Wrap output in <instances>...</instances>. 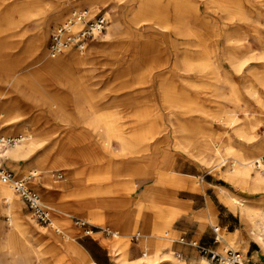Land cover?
<instances>
[{
    "label": "rangeland",
    "instance_id": "rangeland-1",
    "mask_svg": "<svg viewBox=\"0 0 264 264\" xmlns=\"http://www.w3.org/2000/svg\"><path fill=\"white\" fill-rule=\"evenodd\" d=\"M137 2L141 8H136ZM137 2L82 0L65 9L62 19L48 24L47 49L53 30L75 8L86 9L95 16L105 14L108 23L104 32L88 41L86 47H100L110 40L116 46L112 53L96 58L91 64V77L84 84L89 91L87 95L76 96L68 88H56L47 80L49 92L58 93L61 110L47 111L37 101L28 103L18 98L13 103L21 112L14 123L25 125L36 139L45 141L37 152L50 148L48 158L59 155L61 162L52 166L53 183L48 186L43 177L29 174L33 163L24 158L11 159L0 150V160L10 172L19 177L16 169L24 170L21 177H27L29 186L39 192L44 208L54 221L52 225L37 221L24 199L13 190L21 202L20 212L12 219L6 212H0V264H43V261L83 264L72 249H51L55 239L53 235H45L46 229L62 240H70L68 235L75 234L81 248L99 245L100 257L110 256L111 264L117 251L104 243L116 239L129 242L126 257L137 264H146L145 259L150 264H169L180 260L179 253L187 264H211L199 247L189 245L191 241H199L215 252L222 253L225 247L238 249L247 262L264 264V248L249 233L246 217L228 199V195L247 199L248 204L258 208L254 221L264 222V179H256L258 169L253 165L264 152L255 153L253 141H246L250 133L264 141V0ZM231 2L242 11L241 15L233 17L223 13L224 6ZM176 5L181 6V12L189 13L187 18L182 17L181 24L175 17H168L176 11ZM2 6L0 2V9ZM138 12L142 17L132 19ZM15 14L20 18L19 13ZM36 17L30 15L27 21L12 29L13 33L3 22L0 26V52L8 59L23 55L29 66L24 71L33 74L39 69L33 63V51L21 46L32 39L30 33L36 32ZM117 17H120L119 25H116ZM161 21L170 24L164 26ZM134 25L139 30L135 31ZM24 28L30 33L22 35ZM160 44L166 48L156 49L155 56L159 61L169 56L170 59L166 66L158 65L152 76L146 57L156 46L162 47ZM70 51L80 52L72 47L63 54ZM86 51L87 48L83 54ZM177 55H185L195 63L210 62L214 73L178 71ZM156 73L164 78L156 80ZM12 89L0 83V97L6 93L15 98ZM173 101L179 102L175 105ZM95 111L100 121L97 131L80 121L97 116ZM107 117L113 123L112 130L107 128ZM239 130L245 132L239 133ZM185 132L194 142L204 140L203 132L220 136L222 146L218 151L207 149L209 154L204 163L186 148ZM0 133L3 137L20 135L13 127L5 129L1 118ZM248 155L251 157L247 162L252 161L246 168L249 174L231 172L237 167L243 171L239 160ZM153 199L168 205L165 214L175 215L169 234L161 230L156 232L158 236L152 235L156 224L151 221L154 223L157 219L150 206ZM87 201L91 204L87 212L99 214L100 221L75 210L78 203ZM132 209L138 211V217ZM130 216L135 226L122 230L119 223ZM76 218L89 219L97 232L85 235L76 225ZM17 220L22 240L28 244L12 250L9 235ZM65 220H70L67 228ZM226 221L230 222L229 228ZM215 225L220 228L221 241L215 242L212 228ZM106 227L118 232L119 237L101 231L100 228ZM136 235L139 239L133 240ZM182 236L184 243L180 242ZM136 243L140 249L134 252ZM38 247L44 251L43 256L37 253ZM166 251L171 257L166 256Z\"/></svg>",
    "mask_w": 264,
    "mask_h": 264
},
{
    "label": "bare ground",
    "instance_id": "bare-ground-1",
    "mask_svg": "<svg viewBox=\"0 0 264 264\" xmlns=\"http://www.w3.org/2000/svg\"><path fill=\"white\" fill-rule=\"evenodd\" d=\"M82 0H57V1H50V0H0L4 6H2V9H0V26L2 25V22L10 26L11 33L14 30V28L19 27L21 23L28 20L30 15L37 16L35 18V21L37 23L36 32L30 33L27 32L26 29H22V35L27 34H33L32 39H28L25 43L22 44L21 47H23L25 50L33 51V63L34 65L38 66V70L36 73L25 72L24 70L29 69L28 60L25 59L23 55L19 56H10L8 59L4 56L3 52H0V83L5 84L7 86H12V92L15 94V98L13 95L4 94L0 97V118L2 119V124L5 129H12L15 128L17 131L20 132V135L15 138H19V140H16L12 144H7L5 142V139L7 137H3L5 135H2L0 137V150L2 149L4 152L3 154L11 159H19L24 158L27 161L34 164V167H31L28 169L29 174L33 175H39L45 179V183L50 186L53 181L51 177V169L52 166H55L56 163L61 162V156L55 155L52 158H48L49 153L51 149L44 150L42 153L41 151L37 152V148L40 145H43L45 141H41L39 139L35 138V135L33 133H29L27 131L26 126H19V124L14 123V120L16 117L21 115V112L16 109V106L13 105V103L18 99H24L28 103L33 102L38 104H41V106L44 108V110H50V111H57L62 109V103L59 99L58 93L51 94L49 92V81L50 83H53L56 88H68L70 91L75 92L76 96H81L84 94H89V91L86 90L84 84L85 80L89 79L91 77V71L92 66L91 64L93 61L98 58L102 57V55H106L113 52V49H115L116 44L113 40L106 41L105 44L102 43L100 47H94V46H87L86 54L80 53L77 54L74 51H70V53L67 54H59L57 56H52L49 52V49H47V42L49 38V31H48V24L52 20H60L63 18L64 10L69 8L71 5H78L79 2ZM132 2V4L136 3L137 0H129ZM214 1V0H213ZM230 2V1H228ZM212 3V2H211ZM138 2L135 5L136 8L138 7ZM211 6L213 4H210ZM230 6V7H229ZM225 11L223 13L232 15L233 17L236 15H241L242 11L239 8H236L233 3H228L227 6H224ZM132 9V8H131ZM134 9V8H133ZM175 12L168 16V17H175L176 21L181 24L182 17L187 18L189 13L181 12L183 10L181 6H177L175 8ZM185 10V9H184ZM74 11H82L80 9H74L71 12ZM90 18L95 17V15L88 11ZM217 12V11H216ZM15 13H19L20 18L16 17ZM71 13V14H72ZM140 12H138L137 17H132V19L141 18L142 16L139 15ZM141 14V13H140ZM126 15V14H125ZM68 17L66 18V20ZM65 20V21H66ZM34 21V22H35ZM64 21V22H65ZM116 25H119L120 23V17L116 18ZM140 23V21H138ZM161 23L164 26H168L170 22L161 21ZM177 23L176 25H178ZM138 24V23H137ZM135 26V25H134ZM137 26V25H136ZM135 31L139 28H136ZM82 28L81 23H74L70 26V30L73 33H78L80 29ZM13 29V30H12ZM141 30V29H140ZM115 33V31H114ZM113 33V34H114ZM164 38L162 39V42H164ZM161 45V44H160ZM162 46V45H161ZM72 47L66 48V52L71 50ZM158 48L165 49L166 47L162 46H156V48L153 50V53L148 55L149 58V66L150 70L149 73L153 74L156 72L158 65L163 67L167 64V59L170 57H165L166 60L159 61V58L155 56V51ZM64 51V52H65ZM170 59V58H169ZM7 62V63H6ZM175 63L178 65V71L182 72H204L205 70L209 72L210 74L214 73L213 64L210 62H198L195 63L194 61L191 62L188 60L187 56L183 55H177ZM25 68V69H24ZM25 72L23 73L22 70ZM157 73L155 74L156 77ZM94 76V75H93ZM154 76V74L152 75ZM22 84H25L26 87L22 86ZM264 85V83H262ZM38 95L40 97L38 98ZM91 95V94H90ZM96 95V94H95ZM133 102V101H132ZM139 102V101H138ZM179 101H173V104H177ZM135 103V102H134ZM77 111L81 113V108L77 106ZM96 112V111H95ZM97 113V112H96ZM98 115V113H97ZM94 116V115H93ZM85 117L80 120L81 122H90L91 117ZM72 122H75L73 119H69ZM92 121V120H91ZM78 122V121H77ZM88 125H94L92 122L88 123ZM19 126V128H16ZM245 132V130H239V133ZM188 132V130H186ZM184 133L183 137L185 138L186 142L188 143L186 148H188L190 151L193 152L194 155L198 157L202 162L207 163V158L209 151L207 149H214L215 151H218L219 147L222 146L220 144L221 137L217 135H212L211 133H201L202 137H204V140H201L200 142H194L192 137H190L189 133ZM182 135V134H181ZM250 138L246 139V141H253L254 144V152L255 153H263L264 152V141L261 140V137L259 135H255L250 133ZM209 138V139H208ZM225 138V136L223 137ZM214 141V144H210ZM222 143V142H221ZM62 148V147H61ZM207 152V153H206ZM264 155V154H263ZM262 155V156H263ZM3 156V155H2ZM261 156V157H262ZM250 155L241 157L242 160H239V163L244 167V170L242 171L238 167L232 168L231 172L236 171L237 173L248 175L246 168L252 165V161L247 162L248 159H250ZM256 158V159H260ZM255 159V160H256ZM237 162V161H236ZM253 165L254 161H253ZM256 172V179L263 180L264 179V166H261L257 168ZM17 174H19L21 177L22 171L21 169H16ZM80 182V181H79ZM58 186H61L59 184ZM229 203L240 209L242 216H246L250 222V234L255 237L259 243L264 248V222L259 221L258 223L255 220L256 215L259 214L258 208H256L254 205H250L247 203V199H243L237 196H229ZM0 205L1 209L0 212H6L7 215H9L10 219L14 217L19 216L20 212V206L21 202L17 196H15L13 189L8 183H4L0 180ZM91 204L87 202H80L75 207V210L79 213H83L85 216H91L97 219V221H100L101 216L95 212L88 213L87 210ZM135 216H139L138 211L135 209H132ZM136 211V212H135ZM48 212V211H47ZM49 213V212H48ZM156 214V212H155ZM131 217V218H130ZM129 218L127 217L122 221L120 224V227L122 230H127L128 228L134 227V223L132 222V216ZM156 221H151V223L154 225L158 222H160L161 217L158 218L156 215ZM158 220V222H157ZM70 220L64 221V227L67 228L69 225ZM54 221L51 219L52 225ZM155 230L152 235L156 236V232H161V230H165V232L168 234L169 230L164 227H158L154 226ZM220 230V229H219ZM57 232H60V229H56ZM64 232V231H63ZM45 235H53L55 239V243L51 245V249H56L60 247L59 249L70 251V249L74 250L77 254V257L83 262V264H96L89 256V254L86 252L85 249L79 247L76 243V237L75 234L68 235L66 232V235L71 237L66 238V240H62L60 236L54 234V232L49 231L46 229ZM58 234V233H57ZM119 237V233L116 232V235ZM137 236V235H136ZM135 237V236H134ZM137 240L139 239V236H137ZM22 233H21V225L17 220L16 225L14 226V229L12 230L11 234L9 235V242L11 245L12 250H15L17 246H21L23 248L26 247L28 243H26L24 240H22ZM133 239V238H132ZM221 240V236H217L216 241ZM59 242V244L57 243ZM104 245H108V247L116 252L115 255V261L114 264H137L136 262H133L129 259H127L126 254L129 253V242L127 240L122 239H116L113 241L106 240ZM225 251H227V247L223 248ZM39 256H43L45 253L42 252L40 248L38 247L36 249ZM224 251V252H225ZM222 252V253H224ZM35 254V253H34ZM148 255V253L145 254V256ZM166 256L171 257V254L166 251ZM181 256V253H180ZM180 256H178L180 258ZM148 257V256H147ZM150 257V256H149ZM146 264H150L149 259H145ZM43 264H48L47 262L43 261ZM169 264H187L185 259L180 258V260H172Z\"/></svg>",
    "mask_w": 264,
    "mask_h": 264
},
{
    "label": "built area",
    "instance_id": "built-area-1",
    "mask_svg": "<svg viewBox=\"0 0 264 264\" xmlns=\"http://www.w3.org/2000/svg\"><path fill=\"white\" fill-rule=\"evenodd\" d=\"M81 23L82 28L78 33H73L70 30V26L74 23ZM108 23L107 17L105 14H101L90 18L89 12L86 9L82 11H74L68 19L63 23L58 25L52 33L51 41L49 44V52L52 56H57L63 53L66 48L74 47L78 49L80 52L86 49V44L88 41L96 38L106 28ZM19 138L15 137H7L5 142L7 144H12ZM254 164L257 168L264 166V155L260 159L254 160ZM62 176L59 174V177ZM0 180L4 183H8L11 188L21 196L26 202L27 206L31 210L32 214H34L37 221L43 224H51V217L47 210L44 208L42 196H40L39 192L35 190L33 187L31 188L28 184L27 177H17L12 172H10L1 162L0 160ZM76 225L80 226L84 231L85 235H91L96 233L95 224L89 219L84 220L83 218H76ZM213 231L215 234V242L217 240V236L219 234L218 226H213ZM107 235H116L114 230L110 228H100ZM137 236L133 237V240H137ZM180 242H186L185 237L180 238ZM189 245L193 247H199L201 252L207 254L209 262L211 264H259L256 262L249 263L247 262L241 251L238 249L229 248L224 253L215 252L208 247L202 245L199 241H191ZM180 256V253L178 254Z\"/></svg>",
    "mask_w": 264,
    "mask_h": 264
},
{
    "label": "crops",
    "instance_id": "crops-1",
    "mask_svg": "<svg viewBox=\"0 0 264 264\" xmlns=\"http://www.w3.org/2000/svg\"><path fill=\"white\" fill-rule=\"evenodd\" d=\"M160 78H164V75L162 74H157L156 75V80L157 79H160ZM160 81V80H159ZM92 120V121H91ZM91 120L90 122H87L85 121L84 124H86L88 127H91V128H94L95 131H97V129L99 128V125H100V121H98V115L97 116H93L91 117ZM93 123L94 125H88V123ZM106 124H107V128L108 130H112L113 129V123L110 121L109 117L106 118ZM252 205V204H251ZM151 208L153 209V211L156 212V215L158 218L161 217V220L160 222L157 223L156 226L158 227H161V226H164L166 227L169 231V225H170V222L172 221V219H174L175 215L174 213L172 214V216L170 214H165V208L168 207L167 206H163V204L161 203V201H159L158 199H153L151 201ZM242 215V214H241ZM246 217V216H245ZM246 219L248 220V218L246 217ZM249 222V220H248ZM250 223V222H249ZM248 223V224H249ZM229 225H230V222L229 221H226V227L229 228ZM250 225V224H249ZM249 227V226H248ZM250 228V227H249ZM250 233V231H249ZM169 234V233H168ZM230 235H234V233H228ZM159 234L156 233V236H158ZM221 236V235H220ZM252 236V235H251ZM222 240V239H221ZM220 240V241H221ZM106 246V245H105ZM108 246V245H107ZM83 249L86 250V252L89 254L90 258L96 263V264H111V258L110 256L106 257L105 259L101 258L100 257V247L99 245H96V247L94 246H91V245H86L85 247H82ZM140 248H139V243H136L134 246H133V251L136 252L138 251ZM182 258V253H181V256Z\"/></svg>",
    "mask_w": 264,
    "mask_h": 264
}]
</instances>
